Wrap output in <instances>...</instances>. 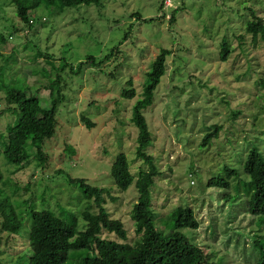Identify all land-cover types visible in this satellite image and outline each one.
Instances as JSON below:
<instances>
[{"label": "rangeland", "instance_id": "obj_1", "mask_svg": "<svg viewBox=\"0 0 264 264\" xmlns=\"http://www.w3.org/2000/svg\"><path fill=\"white\" fill-rule=\"evenodd\" d=\"M164 1L162 10L161 0L41 5L30 11L34 21L23 28L26 32L13 33L21 24L16 8L10 0H0V52L5 53L0 55V131L17 115L4 99L11 89L37 96L46 108L52 98L44 86L59 74L53 98L56 89L63 95L56 134L43 143L48 164L36 166L32 157L19 166L7 163L0 154V192L21 208L32 199L36 208L57 211L59 204L69 201L75 210L91 204L90 211L95 212L93 200L79 199L78 186L70 182V178L83 177L106 190L103 206L123 221L127 241L133 243V185L120 191L110 167L121 151L133 175L147 167L135 156L137 132L131 107L141 96L150 63L161 48H169L167 71L154 105L145 112L152 135L148 152L161 171L155 179L152 205L164 215L155 223L165 227L169 210L178 202L188 203L200 226L181 231L212 255L207 264H255L259 253L250 244L256 223L264 221V215L252 217L245 211L242 182L243 197L237 200L224 197L237 195L234 186L206 187L205 183L223 173L226 165L236 169L238 174L233 177L238 183L239 178H248L242 168L247 151L255 146L264 155V109H259L264 104V45L260 37L253 42L245 31L246 22L252 19L250 7L264 18V0H169L168 5ZM176 7L181 9L170 23L171 10ZM240 33L245 34L242 43L237 37ZM224 38L230 51L220 61ZM115 46L120 51L114 50L99 69L89 64L77 69L88 55H106ZM65 62L67 66L59 69ZM129 79L136 91L132 99L120 95ZM82 117L93 121V127L88 128ZM213 124L221 125V130L202 145ZM102 236L117 240L107 231ZM27 246L25 235L2 233L0 264H28L21 259Z\"/></svg>", "mask_w": 264, "mask_h": 264}, {"label": "trees", "instance_id": "obj_2", "mask_svg": "<svg viewBox=\"0 0 264 264\" xmlns=\"http://www.w3.org/2000/svg\"><path fill=\"white\" fill-rule=\"evenodd\" d=\"M163 1L160 2L159 10H162ZM10 2L15 6L17 17L21 22L18 27L14 28L13 33L18 30L21 32L23 28L31 26L34 20L29 13L41 5L76 7L81 4H102V0H10ZM177 9L181 7L171 10L170 23L175 20ZM250 11L252 19L246 22L245 31L251 35L253 42L260 37L264 45V18L255 15L251 7ZM23 31L26 32L25 29ZM123 37L125 40L127 33ZM237 37L242 43L245 34L240 33ZM114 50L120 51L119 47L115 46L106 55L99 57L88 55L84 61L79 62L77 69L85 64L99 69L106 61L108 62ZM229 51V43L224 38L218 52L219 60H226ZM170 54L169 48L159 50L145 73L141 96L131 107V121L137 132L135 156L147 167L139 168L138 173L133 175L129 170L127 157L122 151L117 153L110 167V175L120 191H125L133 185L131 191L133 190L136 199L132 204L130 216L136 233L134 242L127 241L128 235L123 221L112 217L103 206L106 190L103 187L91 185L83 177L70 178V182L76 184L81 192L79 199H82V196L89 201L92 199L97 206V211H90L91 204L75 210L74 204L69 201L66 205L59 204L57 211L47 206L36 208L32 199L26 200L25 207L21 208L18 202L13 201L6 193L0 192V240L2 233L13 236L25 235L28 246L21 256L22 260L28 264L208 263L212 255L204 252L197 243L191 242L188 236L181 231L182 228L198 229L200 226V221L195 216L191 205L178 202L169 210V223L165 227L159 228L155 223V220L164 215L163 213L160 215L152 205L155 179L161 171L154 156L148 152V147L152 143V135L145 112L154 105L158 85L168 68L167 58ZM0 55H5V53L0 52ZM45 57L50 58L51 56L45 54ZM66 66L65 62L59 66V69L62 70ZM69 69L74 71L71 64ZM58 83H60L59 74L55 78H49L44 86L49 90L50 98H52L46 108L40 105L37 96L26 95L21 90L11 89L12 91L4 96L9 104L8 107L12 105L11 109L14 114H17L13 122L8 124L4 131H0V154L7 163L22 166L33 157L36 166L43 168L48 164V156L43 143L56 134V126H58L56 114L63 100L59 89H56L57 95L53 98L54 85ZM131 85L132 81L129 79L127 86L120 91L121 97L132 99L136 95L135 88ZM259 109L263 110L264 104ZM82 119L88 128L93 127V121L85 117ZM221 128L219 124L210 126L201 140L202 145H207L211 139L216 137ZM26 147H29L30 152ZM242 164L243 171L248 178L243 180L238 177L239 181L236 183L233 177L238 174L236 169L226 165L223 173L208 178L205 185L220 188L234 186L238 192L237 195L234 197L228 194L227 197L224 196L225 199L233 197L237 200L245 196L247 205L245 211H248L252 217L264 215V155L253 146L247 151ZM60 172L63 171L60 170ZM241 182L245 188L243 196L240 195ZM42 195L41 192V199H43ZM212 219L211 216L210 225L213 224ZM24 225L27 229H23ZM256 225L255 237L250 247L255 248L259 253L255 264H264V233L261 232L264 229V221L259 219ZM103 231L113 233L119 241L102 236Z\"/></svg>", "mask_w": 264, "mask_h": 264}, {"label": "built area", "instance_id": "obj_3", "mask_svg": "<svg viewBox=\"0 0 264 264\" xmlns=\"http://www.w3.org/2000/svg\"><path fill=\"white\" fill-rule=\"evenodd\" d=\"M166 1H169V0H166ZM166 1H165V3H166ZM166 5H168V2L166 3Z\"/></svg>", "mask_w": 264, "mask_h": 264}]
</instances>
